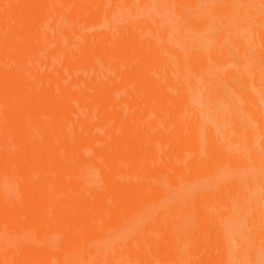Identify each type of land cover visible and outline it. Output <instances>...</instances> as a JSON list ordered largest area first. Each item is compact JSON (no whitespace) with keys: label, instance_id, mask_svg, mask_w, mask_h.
<instances>
[{"label":"rangeland","instance_id":"374dc122","mask_svg":"<svg viewBox=\"0 0 264 264\" xmlns=\"http://www.w3.org/2000/svg\"><path fill=\"white\" fill-rule=\"evenodd\" d=\"M33 1L49 9L44 27L50 34L42 37L47 55L62 52L60 67L67 58L72 62L64 72L56 67L62 85L101 86L102 94L90 99L95 124L102 135L113 126L119 140H114L118 141L114 147L106 143L100 149L94 140L69 153L73 183L63 193L65 199L54 191L37 212L47 219L57 215L64 229L57 230L56 243L49 249H31L28 259L26 254L17 255L16 264L27 260L30 264H264V135L258 130L256 114L246 109L242 81L226 74L229 69L239 73L244 64L264 124V33L254 30L242 1L197 0V7H187L184 15H178L181 4L177 0H148L145 5L142 0ZM188 1L187 6L193 3ZM262 1L250 0L248 10L264 16ZM58 14L53 25L49 15ZM208 20L210 27H197L196 22ZM242 23L249 25L245 31L239 28ZM221 35L225 36L222 43L218 41ZM231 35L240 36L246 57L234 47ZM166 42L171 48H166ZM202 52L207 57L202 60L211 64L210 82L193 71L192 58ZM214 52L219 56L227 52L232 63L226 68L216 66ZM178 53L190 77L181 74ZM216 80L223 93L220 99L211 97ZM57 98L69 114L79 109L78 96L61 90ZM227 116L232 117L229 122ZM236 120L244 130L237 142L231 140ZM25 125L17 126L19 133ZM248 128L260 133L252 135L255 140L251 142L245 138ZM11 129L4 125L0 133ZM32 130L21 140L7 142V147L19 151L38 135V130ZM64 142L72 149L83 140L73 135ZM109 151L113 157L104 162L110 170L103 174L90 159H100ZM56 173L52 170L45 177L56 182L54 189L58 190L63 179ZM5 176L0 172V178ZM111 177L119 183L115 186L118 196L110 205L97 201L104 198L103 192L88 196L107 187ZM79 188L83 198L78 197ZM227 192L229 196L239 192L244 198L235 201L228 196L225 202ZM39 194L38 188L27 197L17 183L13 195L1 203L24 212L35 206ZM230 199L235 201L230 207L234 213L244 203L243 216L224 217ZM147 236L150 245L145 244ZM103 240H108L105 249L90 254ZM130 249L133 255L128 253ZM117 252L128 254L119 257ZM7 253L2 252L0 264H11Z\"/></svg>","mask_w":264,"mask_h":264},{"label":"bare ground","instance_id":"6f19581e","mask_svg":"<svg viewBox=\"0 0 264 264\" xmlns=\"http://www.w3.org/2000/svg\"><path fill=\"white\" fill-rule=\"evenodd\" d=\"M169 1L172 2V0ZM210 1L207 0V2ZM241 1L244 4L243 7L246 8L250 15L249 19L254 25V30L261 34L264 33V16H257L254 11L248 10L249 6H251L248 3L250 0ZM147 2L148 0H142L141 4L145 5ZM177 2L181 4L178 9V15H184L187 7L196 8L198 3L197 0H193V3L187 6L189 4L188 0H177ZM262 3L264 2L262 1ZM48 12L49 9L39 1L0 0V127L4 125H11L13 127L9 131H1L4 133H0V172L6 174L5 177L0 178V237L2 238L0 239V258L2 252L7 251L8 258L11 257V264H16L17 255H21L22 253L26 254V258L28 259L27 255L31 253V249H49L50 245L56 243L57 236L55 234L57 230L64 229V222L61 221L59 223L57 215H53L47 219L41 214L37 215V212L42 208L43 202L50 199V195L54 191L62 193L60 198L65 199L64 194H66L73 183L70 174L74 169V165L71 162L72 159L69 153L80 147H85L86 144L94 140L97 143V149H100L106 143L107 146L109 144L114 147L118 142L114 140H119V137L114 135L113 126H111L109 133L102 135L100 127L95 124L93 117L94 105L90 99L102 94L101 92L103 90L101 86L89 88L87 84H83L82 86L72 82L67 84L69 85L68 87L62 85L63 83L56 72V67H59L60 71L64 72L66 69L72 67V62L68 61L67 58L64 60V65L60 67L58 61L61 60L62 56L64 58L62 52H59L60 54L58 56L56 55L57 51H55V54L47 55V51L43 46L42 37L50 34V30L44 27V18L47 17ZM60 13L64 14V10H60ZM59 14L56 16L49 15L52 16L53 25L57 21ZM233 15L236 17V14ZM238 18L240 19L241 17L239 16ZM210 23L211 21L208 20L207 22H196V25L199 29H202L206 26L210 27L208 25ZM248 26L247 23H242L239 28L245 31ZM224 37L221 35L218 41L222 43ZM208 38L210 39L211 36ZM230 40L234 47L240 51V54L246 57L247 52L244 49L240 36L231 35ZM52 48L54 47L52 46ZM166 48H171L167 42ZM42 54L46 56L42 57ZM178 55L181 62V74L184 77H190L182 54L178 53ZM219 55L217 52H214L212 55V63L216 66L219 65L220 68H226L232 63V60L228 59L229 54L227 52H224L221 56ZM202 57L207 59L204 52H202V55L196 53L193 56L192 64L195 66L193 71L198 76H202L207 82H210L212 79L210 74L211 64L207 60H202ZM257 62L258 59L255 58V64ZM243 66L240 67L239 73L234 69H229L226 74L228 78L234 76L242 81L245 87L243 100L246 103V109L250 114L251 112L256 114L255 121L259 124L258 130L264 135L263 118L260 116L261 108L256 102L254 94L250 91L251 80L247 78ZM252 74L254 76L255 86L258 87L259 76L255 68L252 70ZM228 78H223V80L228 82ZM178 81L184 87V82L181 79H178ZM166 85L167 82L164 84V90L166 89ZM219 85V81L216 80L212 91V98L220 99L223 97ZM61 90L79 97V109L76 112L69 114L60 107L57 96ZM238 93L242 95L243 91L238 88ZM49 98L52 100L48 101ZM210 111L212 115L216 114L212 106L210 107ZM66 117H69V121H64ZM231 118L227 116L226 121L229 122ZM216 120H220V115ZM235 122L238 123L237 120ZM26 123L27 126L25 125V129L23 128L24 130L19 133V125ZM16 127L18 128L17 130ZM32 129L38 130V135L35 138L33 137V139L31 138V141L21 145L19 151H12L7 147V142L21 140V138L27 137L28 134L33 133ZM243 133L242 124L238 123L235 128V135L231 137V140H238L237 136ZM260 133L248 128L247 134L245 133V138L251 142V140H255L252 135ZM73 135H78L79 140H83V143L77 148L68 149L64 140L70 139ZM243 155L245 156V153ZM112 157L113 155L109 151V153H106L100 159L92 158L90 160L95 166H100L101 172L104 174L109 173L110 170V167L104 161L107 162ZM258 160L260 162V159ZM247 165L250 164L246 163ZM52 170H55L57 172L56 174L63 179L62 185L58 190L54 189L57 187V183L47 181L45 177ZM115 174L117 173L115 172ZM107 181L109 183L107 187L101 191H92L88 193V196L92 197V195H95L94 192H103L105 193L104 198L97 199V201H105L106 204L110 205L111 200L118 196V190L115 186L119 181L113 177L108 178ZM17 183L26 193L27 197H32L35 189L39 188L40 190L38 201L28 211L25 210L23 212L22 210L7 208L6 205L1 203L5 197L13 195V190ZM233 190L235 191V189ZM240 192L243 191L240 190ZM83 193V190L79 188L78 197L83 198ZM227 194V197L224 199L225 202L227 200L229 201V193L227 192ZM238 194L239 192L234 196L232 194L229 198H233L232 200L235 201L237 198L243 200V196L240 198L241 193ZM232 200L230 199L231 203H225L229 206H226L229 208V211L224 212V217H229L230 215L243 216L242 211L244 208L242 207L244 203L240 204L243 201H238V204L241 205L240 210L242 211L237 209L239 212L236 211L237 213H234L235 211L230 208L235 203V201L232 203ZM94 205H96V202H94ZM98 211L100 212L102 209L98 208ZM52 213L53 210L49 211V214ZM138 215L140 218L142 217V214ZM144 240L146 245H150L151 239L149 236ZM107 242L108 240L97 242L90 250V254H93L94 251L105 249ZM140 247H143V245L140 244ZM128 253L133 255L131 249ZM128 253L117 252V256L121 257ZM85 257L87 259L89 258L88 255H85ZM29 262L27 260L25 264H30Z\"/></svg>","mask_w":264,"mask_h":264}]
</instances>
